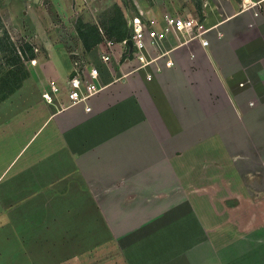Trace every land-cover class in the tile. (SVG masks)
Wrapping results in <instances>:
<instances>
[{
    "label": "crops",
    "instance_id": "obj_1",
    "mask_svg": "<svg viewBox=\"0 0 264 264\" xmlns=\"http://www.w3.org/2000/svg\"><path fill=\"white\" fill-rule=\"evenodd\" d=\"M99 1L100 14L80 19L102 41L88 49L76 28L79 48L59 46L43 66L65 86L75 59L94 62L103 88L91 110L48 103L38 129L52 122L65 143L68 193L84 202V224L89 200L126 264H264V2L250 28L242 0ZM117 11L128 31L136 16H194L213 25L210 44L176 47L161 71L135 69L118 44L106 64Z\"/></svg>",
    "mask_w": 264,
    "mask_h": 264
},
{
    "label": "rangeland",
    "instance_id": "obj_2",
    "mask_svg": "<svg viewBox=\"0 0 264 264\" xmlns=\"http://www.w3.org/2000/svg\"><path fill=\"white\" fill-rule=\"evenodd\" d=\"M99 4L0 0V264H126L98 205L86 200L93 215L85 225L84 202L71 200V160L53 123L38 130L50 112L43 62L59 46L79 48L77 24L100 14ZM27 43L36 58L26 57Z\"/></svg>",
    "mask_w": 264,
    "mask_h": 264
},
{
    "label": "built area",
    "instance_id": "obj_3",
    "mask_svg": "<svg viewBox=\"0 0 264 264\" xmlns=\"http://www.w3.org/2000/svg\"><path fill=\"white\" fill-rule=\"evenodd\" d=\"M263 2L264 0H242V10L249 11L252 15L247 23L248 27L256 25L257 18L261 15ZM212 28L213 25H208L205 20L188 15L166 14L162 21L155 18L146 21L136 16L131 23L130 36L119 42L105 39L100 57L104 63L111 64L117 45L122 44L138 62L135 69L153 65L161 71L175 64L171 53L176 47L194 39L201 40L203 45H209L208 33ZM129 39L133 42L132 49H130ZM100 76L98 64L77 58L66 85L62 86L58 81L53 80L42 95L45 101L52 105L66 107L84 104L87 110H91L92 97L103 88ZM147 77L151 79L153 73L148 71ZM244 84L245 81L240 82V85ZM63 95L66 102L61 99Z\"/></svg>",
    "mask_w": 264,
    "mask_h": 264
},
{
    "label": "trees",
    "instance_id": "obj_4",
    "mask_svg": "<svg viewBox=\"0 0 264 264\" xmlns=\"http://www.w3.org/2000/svg\"><path fill=\"white\" fill-rule=\"evenodd\" d=\"M76 28L84 46L88 49H91L103 39V36L97 33L99 31V27L97 25L85 23L83 20H79ZM109 30L111 31V36L117 35L118 41L130 36V31H128L125 23H123L120 12L118 11L112 18V21L109 25ZM24 50L26 51V57L28 59L36 58V52L32 44L27 43V48Z\"/></svg>",
    "mask_w": 264,
    "mask_h": 264
},
{
    "label": "water",
    "instance_id": "obj_5",
    "mask_svg": "<svg viewBox=\"0 0 264 264\" xmlns=\"http://www.w3.org/2000/svg\"><path fill=\"white\" fill-rule=\"evenodd\" d=\"M35 1H39V0H35ZM128 42H129V45H130V49H132V46H133V42H132V40L129 39Z\"/></svg>",
    "mask_w": 264,
    "mask_h": 264
}]
</instances>
